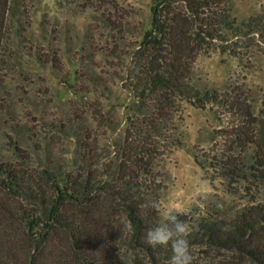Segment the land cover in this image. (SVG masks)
Returning a JSON list of instances; mask_svg holds the SVG:
<instances>
[{
	"label": "trees",
	"instance_id": "1",
	"mask_svg": "<svg viewBox=\"0 0 264 264\" xmlns=\"http://www.w3.org/2000/svg\"><path fill=\"white\" fill-rule=\"evenodd\" d=\"M11 3L0 0V64ZM213 50L237 58L245 68L264 57V9L240 15L233 0H158L122 67L126 110L118 127L110 129L107 153H97L89 126L81 133L74 122L52 126L70 130L77 148L63 163L54 157L49 133L18 124L25 139L4 134L0 264H122L130 260L124 256L136 252L149 264L169 262L170 247L149 246L144 236L162 222L147 205L160 204L165 188L158 161L170 147L183 144L177 132L183 102L228 117L218 133L222 147L209 164L264 194V86L238 79L221 88L209 84L194 66L200 54ZM3 104L0 95V114ZM100 161H106L103 170L97 167ZM128 221L132 231L124 228ZM194 222L200 241L194 239L192 246L218 253H205L190 264H264V201L253 197L230 221L204 210Z\"/></svg>",
	"mask_w": 264,
	"mask_h": 264
},
{
	"label": "rangeland",
	"instance_id": "2",
	"mask_svg": "<svg viewBox=\"0 0 264 264\" xmlns=\"http://www.w3.org/2000/svg\"><path fill=\"white\" fill-rule=\"evenodd\" d=\"M157 1L12 0L0 64V95L5 106L0 114V141H7L4 134L23 139L25 133L18 124L33 126L39 134L53 135L54 157L63 163L77 148L70 130L53 131L52 126L74 122L81 133L89 126L97 153H107L110 129L118 127L126 110L122 67L131 45L148 28L150 7ZM233 2L240 15L264 9V0ZM194 68L216 87L221 88L229 79L264 86L263 56L245 68L237 58L213 50L200 54ZM181 116L177 132L183 144L170 147L156 170L165 185L160 195L161 211L172 209L190 220L187 240L192 261L205 253H218L206 245L192 246L194 239L200 241L194 222L199 213L210 211L224 222L230 221L253 197L264 201V194L250 183L222 175L209 164L210 155L222 147L223 138L218 133L228 121L226 115L218 117L214 108L183 102ZM123 259L149 264L141 252ZM219 259L216 256L215 260Z\"/></svg>",
	"mask_w": 264,
	"mask_h": 264
},
{
	"label": "clouds",
	"instance_id": "3",
	"mask_svg": "<svg viewBox=\"0 0 264 264\" xmlns=\"http://www.w3.org/2000/svg\"><path fill=\"white\" fill-rule=\"evenodd\" d=\"M105 163L106 161H100L97 167L103 170ZM147 207L156 210L163 219L156 226L147 229L144 242L152 247H170L172 254L169 264H190V245L187 240L189 234L188 224L180 220L178 214L172 209L161 211L158 201L149 202ZM124 228L127 231H132L133 225L131 221H128L124 225ZM121 262L122 264H131V260H121Z\"/></svg>",
	"mask_w": 264,
	"mask_h": 264
}]
</instances>
